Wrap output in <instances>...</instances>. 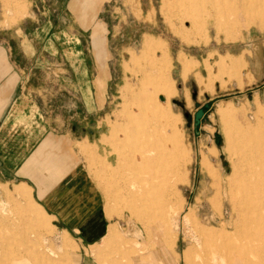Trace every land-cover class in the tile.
Here are the masks:
<instances>
[{
	"label": "rangeland",
	"instance_id": "374dc122",
	"mask_svg": "<svg viewBox=\"0 0 264 264\" xmlns=\"http://www.w3.org/2000/svg\"><path fill=\"white\" fill-rule=\"evenodd\" d=\"M194 1L191 10L176 8L177 0L114 1L107 21L124 23V44L95 46V113L83 106L84 93L55 87L56 75L59 85L74 83L69 63L76 61H45L42 108L78 136L66 141L63 171L47 161L36 187L27 184L46 211H34L44 220L39 227L16 193L23 186H0V264H198L203 240L194 228L214 240L241 236L250 214L239 200L244 192L257 200L254 189L264 183V15L234 0ZM30 6L0 0L1 43L8 46ZM256 57H263L260 78ZM159 73L173 97L153 90L149 76ZM139 154L150 162L136 163ZM129 176L145 191L132 207L124 198Z\"/></svg>",
	"mask_w": 264,
	"mask_h": 264
},
{
	"label": "crops",
	"instance_id": "0c3cea01",
	"mask_svg": "<svg viewBox=\"0 0 264 264\" xmlns=\"http://www.w3.org/2000/svg\"><path fill=\"white\" fill-rule=\"evenodd\" d=\"M30 1V14L14 30L15 37L9 34L8 46L0 42V186L36 187L33 179L50 160L58 171L65 169L66 141L77 134L75 128L65 131L63 117L52 119L42 108L45 61H76L69 63L74 83L59 85L56 75L55 87L84 93L83 106L90 115L97 107V65L90 71V60L100 53L95 46L124 44V23L107 21L116 0ZM256 60L253 74L260 78L263 57Z\"/></svg>",
	"mask_w": 264,
	"mask_h": 264
},
{
	"label": "bare ground",
	"instance_id": "6f19581e",
	"mask_svg": "<svg viewBox=\"0 0 264 264\" xmlns=\"http://www.w3.org/2000/svg\"><path fill=\"white\" fill-rule=\"evenodd\" d=\"M203 1L209 5H212L216 2L215 0H203ZM261 1H264V0H234L235 3H239V6L241 8L240 10L248 11V10L253 9L256 11L257 18L262 20V16L264 15V7H263L264 5L260 4ZM175 4H176L175 6L176 8L181 6L184 9H188V10L193 9L197 7L198 5L194 0H184V1L177 0ZM152 68H157V63L156 64L154 63ZM149 77H150V80L154 79V83L152 85L153 90H155L156 92L163 93L167 98L173 97L174 91L171 89L170 86H168L164 82V78L161 73L151 74ZM217 112L222 117L225 114L224 108L222 107L217 109ZM156 156H157V159L160 158L161 154L159 150L156 151ZM134 161H136V159ZM148 162H150L148 159H145L144 156H142V154H139L136 163L145 164ZM125 181L126 182L124 183V198L127 199L128 206H131L132 205L131 203L134 200H138L144 196L145 194L144 186L136 182L130 176ZM153 188L154 187H152V189ZM254 191L255 192L253 193L257 196L258 198L257 200H253L249 198L248 197L249 192H244L242 194V196L244 197L239 200L240 205L245 207L246 211L250 215L247 217H243V221L241 224L242 232L240 233L241 236H239L238 239L233 240V241H230L229 239L228 240H222V239L214 240L213 237L210 236L212 234L207 235V234L199 232L198 230L194 228L195 232L197 231L196 232L197 235L201 237V239L203 240L202 250H201V253L199 254L198 264H264V183L260 184V186L255 187ZM16 193L22 200L27 201L29 206H31V210H30L31 212L28 214V217L30 219L29 221H31L33 224H35L38 227L42 225V222L44 220L43 221L41 220V222H39V216L34 214V211H37L43 217L46 216L45 214L46 211L44 212L42 210L43 207L41 208L37 203H35L32 200L31 194H30V188H28L26 185H23V190L19 189L16 191ZM160 196L164 197V201H165L164 205L169 208V200H170L169 197L172 196V191L165 189L161 191ZM150 198L152 199V197ZM40 219H42V217ZM46 221L48 220L45 219V222ZM27 224H29V222ZM27 231L29 232V229ZM114 235H115L114 229H113V226H111L108 228L106 235L102 239L104 244H106L104 247H106L108 243L113 240ZM9 254H11V252H9ZM2 257L4 258V254ZM183 257H185V255ZM3 258L1 259L3 260ZM58 260H61V259H58ZM56 262L57 261H55V263Z\"/></svg>",
	"mask_w": 264,
	"mask_h": 264
},
{
	"label": "water",
	"instance_id": "95a60500",
	"mask_svg": "<svg viewBox=\"0 0 264 264\" xmlns=\"http://www.w3.org/2000/svg\"><path fill=\"white\" fill-rule=\"evenodd\" d=\"M206 107H207V106H206ZM203 115H204L203 110H198V111L195 113V115H194V120H193V121H194V124H195L196 126L199 125L200 120L202 119Z\"/></svg>",
	"mask_w": 264,
	"mask_h": 264
}]
</instances>
